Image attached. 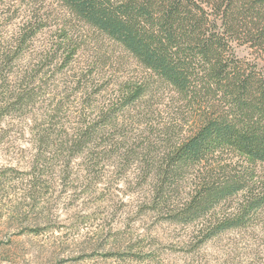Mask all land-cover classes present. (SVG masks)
<instances>
[{"label":"trees","instance_id":"obj_1","mask_svg":"<svg viewBox=\"0 0 264 264\" xmlns=\"http://www.w3.org/2000/svg\"><path fill=\"white\" fill-rule=\"evenodd\" d=\"M55 1L68 19L59 24L61 40L24 68L47 17L33 11L8 37L21 6L0 0V123L33 105L45 67H75L88 38L76 23L117 43L144 76H105L107 53L97 52L73 77L85 103L72 126L58 122L76 92L50 108L52 135L39 140L26 192L25 217L35 218L36 230L52 220L48 175L60 170L68 178L75 163L90 195L103 181L120 192L123 183L136 194L135 215L181 226L193 246L264 227V0ZM240 47L248 57L238 56ZM113 193H101L102 201Z\"/></svg>","mask_w":264,"mask_h":264},{"label":"rangeland","instance_id":"obj_2","mask_svg":"<svg viewBox=\"0 0 264 264\" xmlns=\"http://www.w3.org/2000/svg\"><path fill=\"white\" fill-rule=\"evenodd\" d=\"M9 1L13 4V0H4V3ZM16 1L20 2L19 12H22L8 21L6 36L18 30L33 11L39 10L47 17L46 26L22 58L25 68L27 64H37L41 53L61 40L57 34L59 24L68 19L55 0ZM76 25L88 38L71 63L75 67L65 73L53 71L56 61L53 67H45L43 75L47 82L38 87L33 105L20 114L6 116L0 123V264H264L262 225L243 232L227 231L203 246H193L189 232L181 226L160 221L152 213L135 215L136 194L123 183L120 184L123 192H120L116 190L117 183L103 181L98 187L100 194L90 195L88 176L77 163L68 178L60 170L48 175L53 176L45 184L50 188L49 194L43 192L52 199L51 223L41 225L37 231L35 218L25 217L30 201L26 199L31 182L28 178L39 155V140L46 134L52 135L47 131L49 125L48 129L54 126L48 121L50 108L67 99V94L76 92V96H70L69 105L58 122L72 126L76 107L81 109V103H85L73 82L79 68L96 60L97 52L102 56L107 53V63L103 66L105 76L114 74L115 70L121 78L144 76L143 68L117 43ZM98 45H102L101 49ZM237 53L239 57H248L249 49L240 47ZM108 189H114V195L111 201H102L101 193ZM44 220L47 221L46 213Z\"/></svg>","mask_w":264,"mask_h":264}]
</instances>
